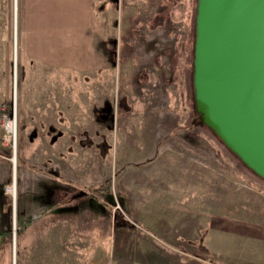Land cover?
<instances>
[{
    "label": "rangeland",
    "instance_id": "obj_1",
    "mask_svg": "<svg viewBox=\"0 0 264 264\" xmlns=\"http://www.w3.org/2000/svg\"><path fill=\"white\" fill-rule=\"evenodd\" d=\"M16 1L0 0V35L10 40L0 264H142L157 246L195 252L203 264H264V179L196 111L198 0H176L154 28L156 16L130 20L119 0L105 73L58 79L54 89L38 67L45 73L26 90ZM3 114L16 121L15 152L3 141ZM222 225L234 234L230 252L183 236Z\"/></svg>",
    "mask_w": 264,
    "mask_h": 264
},
{
    "label": "crops",
    "instance_id": "obj_2",
    "mask_svg": "<svg viewBox=\"0 0 264 264\" xmlns=\"http://www.w3.org/2000/svg\"><path fill=\"white\" fill-rule=\"evenodd\" d=\"M122 3L124 13L130 15V20L140 14L156 16L152 28L159 26L177 4L176 0H122ZM20 4L17 0L15 18L17 36L18 18L20 24L19 56L25 90L33 86L36 78H42L36 74L45 70L38 67L49 70V78L54 80V89L58 88V79L84 80L89 79L91 73H105L106 50L110 45L109 40L115 37V15L118 13L119 0H20ZM136 26L139 29L138 24ZM7 35L4 32L0 35V101L9 87L7 70L10 63V40ZM199 206H202V202ZM194 214L201 216V212ZM220 221L224 224L226 222L224 218ZM223 225L219 228L210 227L205 235L198 232L185 233L183 236L198 239L200 248L203 247L209 253L217 254L220 249L230 252L227 250L229 235L233 238L234 234L230 233L231 228ZM244 236L247 238L244 234L239 238L243 239ZM154 249L146 254L142 264H203L202 259L194 256L195 252L181 251L179 255L174 254L173 249L161 246Z\"/></svg>",
    "mask_w": 264,
    "mask_h": 264
},
{
    "label": "water",
    "instance_id": "obj_3",
    "mask_svg": "<svg viewBox=\"0 0 264 264\" xmlns=\"http://www.w3.org/2000/svg\"><path fill=\"white\" fill-rule=\"evenodd\" d=\"M196 111L264 179V0H198Z\"/></svg>",
    "mask_w": 264,
    "mask_h": 264
},
{
    "label": "built area",
    "instance_id": "obj_4",
    "mask_svg": "<svg viewBox=\"0 0 264 264\" xmlns=\"http://www.w3.org/2000/svg\"><path fill=\"white\" fill-rule=\"evenodd\" d=\"M2 120L4 122H6V129H7V131L4 134V140L3 141L6 145L14 147L15 143H16V130L14 131L9 127L8 123H9L10 119L7 116V114L2 115ZM10 189H11L10 187H7V190L10 191Z\"/></svg>",
    "mask_w": 264,
    "mask_h": 264
},
{
    "label": "bare ground",
    "instance_id": "obj_5",
    "mask_svg": "<svg viewBox=\"0 0 264 264\" xmlns=\"http://www.w3.org/2000/svg\"><path fill=\"white\" fill-rule=\"evenodd\" d=\"M9 127L12 129V130H16V121L15 120H10L9 123H8ZM11 194H13V196H15L16 194V190H15V184H13L11 186Z\"/></svg>",
    "mask_w": 264,
    "mask_h": 264
},
{
    "label": "flooded vegetation",
    "instance_id": "obj_6",
    "mask_svg": "<svg viewBox=\"0 0 264 264\" xmlns=\"http://www.w3.org/2000/svg\"><path fill=\"white\" fill-rule=\"evenodd\" d=\"M104 111H105V108H103L102 110H101V116H104Z\"/></svg>",
    "mask_w": 264,
    "mask_h": 264
}]
</instances>
